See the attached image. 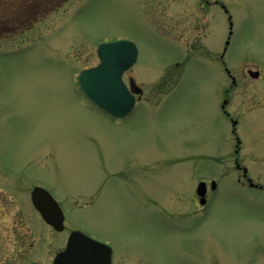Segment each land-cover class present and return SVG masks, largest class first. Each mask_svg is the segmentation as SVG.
Segmentation results:
<instances>
[{"label":"rangeland","instance_id":"obj_1","mask_svg":"<svg viewBox=\"0 0 264 264\" xmlns=\"http://www.w3.org/2000/svg\"><path fill=\"white\" fill-rule=\"evenodd\" d=\"M37 12L0 38V264H49L72 230L108 242L116 264H264V0H49ZM121 39L138 50L124 81L145 98L116 120L76 76ZM220 55L228 74L260 77L230 89ZM235 158L263 189L237 182ZM210 180L199 211L196 183ZM33 186L59 203L64 232L35 211Z\"/></svg>","mask_w":264,"mask_h":264},{"label":"water","instance_id":"obj_2","mask_svg":"<svg viewBox=\"0 0 264 264\" xmlns=\"http://www.w3.org/2000/svg\"><path fill=\"white\" fill-rule=\"evenodd\" d=\"M137 53L136 44L130 40L100 43L96 55L99 64L81 71L77 76L86 97L114 117L129 114L135 100L132 94H142L133 80H130L129 87L122 80L123 73L136 62ZM205 188V183H198L196 194L203 196ZM31 202L44 222L56 231H63V213L46 190L34 187ZM110 254L111 249L107 245L80 231H73L68 237L66 248L58 253L53 264H110Z\"/></svg>","mask_w":264,"mask_h":264},{"label":"trees","instance_id":"obj_3","mask_svg":"<svg viewBox=\"0 0 264 264\" xmlns=\"http://www.w3.org/2000/svg\"><path fill=\"white\" fill-rule=\"evenodd\" d=\"M43 0H16L15 5L11 3H6L5 0H0V12L7 11L9 16H0V33H2L0 38L13 35L16 29L20 25H27L29 17L38 14V10L42 8ZM2 10V11H1ZM19 28V27H18Z\"/></svg>","mask_w":264,"mask_h":264},{"label":"flooded vegetation","instance_id":"obj_4","mask_svg":"<svg viewBox=\"0 0 264 264\" xmlns=\"http://www.w3.org/2000/svg\"><path fill=\"white\" fill-rule=\"evenodd\" d=\"M48 2H49V0H43V2H39V3H43L42 5H46V4H48ZM205 3H206V1H204ZM223 59V56L222 55H220L219 56V61L221 62V70L223 71V75H224V78L226 79V78H229V80H231V84H230V86H229V88L231 89V87L232 86H237V84H238V82L240 83V81H241V79H245L247 76H249V78L250 77H253V78H258V77H260V73H259V71H258V73L257 74H253V71L252 70H250V69H246V71H243V73H241L240 74V77L238 78V76L237 75H232V74H228V69H227V67H226V62L225 61H223L222 60ZM178 63V62H177ZM176 63V64H177ZM130 78H132V77H129L128 78V80L130 79ZM167 80H170L169 79V77L168 78H166ZM221 79V78H220ZM161 82L162 83H165L166 82V80L164 79V77L162 76V78H161ZM229 88H224L223 89V92H221L220 93V95H219V100H222L223 101V104H222V111L224 112V113H226V109H225V107H226V105H227V98H226V94L228 93V91L230 90ZM144 93H145V91L143 90V95L141 96V98L139 99V98H137L136 97V99L137 100H142V99H144L145 97H144ZM226 102V103H225ZM224 103H225V105H224ZM224 105V106H223ZM236 160V159H235ZM241 180H244L245 181V183L249 186V184H251L250 183V177L247 175L246 177H244V175H243V173L241 172V176H238V181H241ZM207 183V188H206V193H205V204H201V205H199V211L200 210H203V209H205L206 208V206H207V204L206 203H208V199L210 198V195L212 194V193H214V192H216V190H217V188H215V189H212V188H210V184H209V182H206ZM243 185H246V184H244V183H242ZM255 187H253V188H257V189H263L261 186H259V184H257L256 183V185H254ZM194 199H195V201H197V203H199V201H200V198L199 197H197V196H195L194 197ZM196 203V204H197ZM61 207V206H60ZM66 242H67V239H65V241L63 242V248L61 249V250H63L64 248H65V246H66ZM61 250H59V251H61ZM59 251H57L56 252V254L59 252ZM56 254L53 256V258H52V260L50 261V263L49 264H53V260H54V258H55V256H56ZM110 264H116V259H113V256H110Z\"/></svg>","mask_w":264,"mask_h":264}]
</instances>
